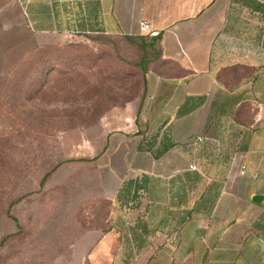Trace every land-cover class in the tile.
<instances>
[{"label": "crops", "instance_id": "0c3cea01", "mask_svg": "<svg viewBox=\"0 0 264 264\" xmlns=\"http://www.w3.org/2000/svg\"><path fill=\"white\" fill-rule=\"evenodd\" d=\"M16 2L35 34L145 38L133 115L86 134L111 264H264V0Z\"/></svg>", "mask_w": 264, "mask_h": 264}, {"label": "rangeland", "instance_id": "374dc122", "mask_svg": "<svg viewBox=\"0 0 264 264\" xmlns=\"http://www.w3.org/2000/svg\"><path fill=\"white\" fill-rule=\"evenodd\" d=\"M138 59L118 38L35 34L16 0H0V264L112 263L99 244L106 174L79 160L86 134L133 115Z\"/></svg>", "mask_w": 264, "mask_h": 264}, {"label": "trees", "instance_id": "16d2710c", "mask_svg": "<svg viewBox=\"0 0 264 264\" xmlns=\"http://www.w3.org/2000/svg\"><path fill=\"white\" fill-rule=\"evenodd\" d=\"M145 37H150V38H154V37H151V36H145ZM157 37V36H156ZM144 37H125L124 40L127 41L129 44L133 45L137 50H138V53H139V59L136 63V66L139 68L140 72H141V75H144L147 71V68H148V63H149V53L147 52V48L146 46L143 44V41H144ZM137 40V41H136ZM153 52L155 55H157V51H155L153 49ZM81 162H87V161H90L89 159H81L79 160ZM59 166V165H58ZM57 168L54 167L49 173L45 174L43 176V178L41 179L40 181V188L43 187L44 183L46 182L47 178L50 176V174ZM8 237H5L1 243L3 244V242L7 239Z\"/></svg>", "mask_w": 264, "mask_h": 264}, {"label": "built area", "instance_id": "2783aa9c", "mask_svg": "<svg viewBox=\"0 0 264 264\" xmlns=\"http://www.w3.org/2000/svg\"><path fill=\"white\" fill-rule=\"evenodd\" d=\"M139 35L156 37L158 36V33L152 29L150 23L147 20H141L139 24ZM198 140H201V139H198ZM190 168L193 170H196L194 166H191ZM240 173H243V168Z\"/></svg>", "mask_w": 264, "mask_h": 264}]
</instances>
